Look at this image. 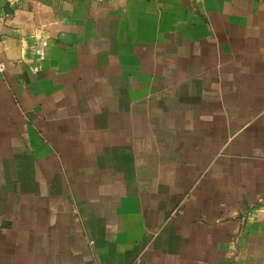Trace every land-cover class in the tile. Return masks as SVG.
Wrapping results in <instances>:
<instances>
[{
	"label": "crops",
	"instance_id": "0c3cea01",
	"mask_svg": "<svg viewBox=\"0 0 264 264\" xmlns=\"http://www.w3.org/2000/svg\"><path fill=\"white\" fill-rule=\"evenodd\" d=\"M0 264H264V0H0Z\"/></svg>",
	"mask_w": 264,
	"mask_h": 264
},
{
	"label": "built area",
	"instance_id": "2783aa9c",
	"mask_svg": "<svg viewBox=\"0 0 264 264\" xmlns=\"http://www.w3.org/2000/svg\"><path fill=\"white\" fill-rule=\"evenodd\" d=\"M7 68V64L5 61L0 60V72H4Z\"/></svg>",
	"mask_w": 264,
	"mask_h": 264
}]
</instances>
